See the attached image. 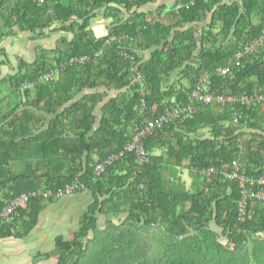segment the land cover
<instances>
[{
	"label": "trees",
	"instance_id": "16d2710c",
	"mask_svg": "<svg viewBox=\"0 0 264 264\" xmlns=\"http://www.w3.org/2000/svg\"><path fill=\"white\" fill-rule=\"evenodd\" d=\"M98 16L113 20L104 38L90 29ZM22 33L61 36L0 81V210L21 194L84 184L94 203L73 241L56 240L57 264H81L100 240L87 264H264V203L248 201L240 215L243 189L225 175L236 161L264 176V102L254 100L264 94V0H1L0 73L3 43ZM85 55L89 64L61 71ZM205 79L209 94L236 101L191 100ZM173 110L179 118L145 141V162L125 153L95 176L147 120ZM43 202L0 222V240L28 236Z\"/></svg>",
	"mask_w": 264,
	"mask_h": 264
},
{
	"label": "crops",
	"instance_id": "0c3cea01",
	"mask_svg": "<svg viewBox=\"0 0 264 264\" xmlns=\"http://www.w3.org/2000/svg\"><path fill=\"white\" fill-rule=\"evenodd\" d=\"M150 10H153V8ZM112 24V19H106L101 16L90 22V29L95 37L104 38L112 28ZM22 35L23 40L10 38L5 40L2 45L5 49L6 57H9V63L2 67L0 81L17 75L20 72L22 61L32 64L36 59L35 52L39 45L46 46L48 44L49 49L55 48L56 43L54 46L52 44L59 39V37L53 36L35 42L30 40L31 37L27 33H22ZM3 92L6 94L7 90H3ZM104 199V197L101 198V200ZM94 200L93 192L86 190L83 193L75 194L58 201L39 203L38 205L41 207L35 228L24 239L11 238L0 240V242H5L3 251H0V256L9 255L8 260H11L13 264H57L61 254L55 251L56 245L55 249L46 251H41L39 245L56 242L59 238L64 243L73 241L81 228L83 217L89 211L88 207L94 203ZM101 217L100 227L103 228L105 223L103 216ZM45 254H51V257L45 260L43 258H36Z\"/></svg>",
	"mask_w": 264,
	"mask_h": 264
},
{
	"label": "built area",
	"instance_id": "2783aa9c",
	"mask_svg": "<svg viewBox=\"0 0 264 264\" xmlns=\"http://www.w3.org/2000/svg\"><path fill=\"white\" fill-rule=\"evenodd\" d=\"M47 1L56 2L59 0H33V2L37 4H45ZM123 39V38H122ZM121 39V40H122ZM115 38L110 39L107 41L106 44L109 45L110 42H114ZM263 44V39H260L252 44V46L245 49V53L250 54L253 53L254 49L260 47ZM103 51H99L95 53V58H99L102 55ZM238 60L242 58V55H238L236 57ZM133 60V59H132ZM92 61L91 56H82L78 58H73L70 60L69 65L73 66L75 64L84 66L89 64ZM65 69V67H63ZM59 72V70L55 74H48L44 77L45 81H51L55 77V75ZM221 75H226L229 72V69H220ZM143 87V85H142ZM211 89V82L210 80H203L201 84L198 86L196 90L193 91L191 94V100L196 101H204L206 104H210L213 102H218V104H224V102L232 103L235 102L236 99L234 97H225V96H214L209 94V90ZM142 94V93H141ZM148 96V92L142 94L141 104H140V111L139 114H145L147 112V100L146 97ZM254 98V97H253ZM259 103L264 102V94L258 95L254 100ZM253 101L252 98L242 97L241 102L243 104H250ZM180 111L173 110L167 111L165 114L160 116H155L151 120L146 121V125L143 128L137 129L136 134L133 137L131 143H129L126 147L124 152H121L117 155H112L109 159V163L116 161L119 158H122L125 153H134L136 154L137 158L141 163L147 160V153L145 149V141L153 136L157 131L162 130L164 127L169 125L173 120L179 118ZM235 122H238V119H235ZM104 171V167L99 165L96 169V175H99ZM215 169H210L207 172H203L208 176L215 173ZM226 178L230 181H239L240 187L243 189L242 195L243 199L239 205L240 208V215H243L246 211L248 206V201H253V199L257 200L258 202L264 203V176L259 178H252L246 174L241 172V167L238 162H233L231 165V170L225 172ZM84 187L75 185V186H67L63 189L57 190H46V191H35L27 194H21L17 198L12 199L10 202L7 203L5 207L0 210V222L10 221L12 217L16 214L17 210L23 207H26L27 204L30 202L31 199L37 198H50L52 194H57L58 196L62 195H70L78 193Z\"/></svg>",
	"mask_w": 264,
	"mask_h": 264
},
{
	"label": "rangeland",
	"instance_id": "374dc122",
	"mask_svg": "<svg viewBox=\"0 0 264 264\" xmlns=\"http://www.w3.org/2000/svg\"><path fill=\"white\" fill-rule=\"evenodd\" d=\"M169 10H171V7L169 8ZM98 17H101V16H98ZM23 36V35H22ZM56 37H59L61 36V34L59 35H55ZM18 40H22V37L18 36L17 37ZM39 41V40H38ZM55 43H57L56 41L53 42V46L55 45ZM44 48L46 49H49V46L48 44L45 46L43 45ZM113 96V95H112ZM111 98L110 96H108L107 100ZM181 180L183 183H186L187 187L190 188V185H191V179H189L188 177V172H185L184 175L181 173ZM55 245L56 243L55 242H49L47 244H44V245H39V248L41 251H46V250H52L53 248L55 249ZM4 246H5V242H0V251H3L4 249ZM101 249H103V240H100L99 242H94L90 245V248H89V251H90V254H86L85 257L82 259V263L81 264H87V263H91L89 261V259L91 257H95L96 259L99 257V254L101 253ZM57 250V249H56ZM40 251V252H41ZM2 254V253H1ZM9 256V255H8ZM8 256H3L1 257L0 256V264H13L11 260H8ZM39 257V256H38ZM36 257V258H38Z\"/></svg>",
	"mask_w": 264,
	"mask_h": 264
},
{
	"label": "bare ground",
	"instance_id": "6f19581e",
	"mask_svg": "<svg viewBox=\"0 0 264 264\" xmlns=\"http://www.w3.org/2000/svg\"><path fill=\"white\" fill-rule=\"evenodd\" d=\"M73 59V58H72ZM63 67H65V69L67 70L68 68H70V67H74V65L73 66H70L69 65V62H68V65H66V66H61V71H63L64 69H63ZM60 70H59V72H61ZM59 72L56 74V76H58L59 75ZM76 194V193H75ZM75 194H70V195H62V196H58L57 194H52V196L50 197V198H47V199H44V198H37V199H31V200H42V201H46V202H51V201H58V200H60V199H63V198H66V197H71V196H73V195H75ZM20 196V195H19ZM17 198V197H16ZM30 200V201H31ZM30 203V202H29ZM28 205V204H27ZM19 210V209H18ZM18 210H17V212H18ZM17 212H16V214H17ZM15 214V215H16ZM12 219H13V217H12ZM11 219V220H12ZM10 220V221H11ZM3 221V220H2ZM4 222H7V221H4ZM9 222V221H8Z\"/></svg>",
	"mask_w": 264,
	"mask_h": 264
},
{
	"label": "clouds",
	"instance_id": "9594fccd",
	"mask_svg": "<svg viewBox=\"0 0 264 264\" xmlns=\"http://www.w3.org/2000/svg\"><path fill=\"white\" fill-rule=\"evenodd\" d=\"M109 161H110V160H106V161H104V162H102V163L97 164V166H96V168H95V170H94V174H95L96 177H98V178L101 177L102 174L105 173L107 167L112 165V163H109ZM99 165H101V166L104 167V171H103L102 173H100L99 175H96V169H97V167H98ZM184 173H185V172H184ZM184 173L182 172V174H184ZM75 185H79V186H83V187H84L82 190H80V191H79L78 193H76V194H80V193H83V192L86 191V190H89V189H87V187H85L84 184H75ZM75 185H70V186H75ZM67 186H69V185H67ZM67 186H66V187H67Z\"/></svg>",
	"mask_w": 264,
	"mask_h": 264
},
{
	"label": "water",
	"instance_id": "95a60500",
	"mask_svg": "<svg viewBox=\"0 0 264 264\" xmlns=\"http://www.w3.org/2000/svg\"><path fill=\"white\" fill-rule=\"evenodd\" d=\"M1 1V0H0Z\"/></svg>",
	"mask_w": 264,
	"mask_h": 264
}]
</instances>
